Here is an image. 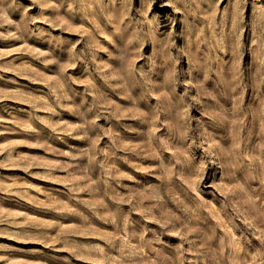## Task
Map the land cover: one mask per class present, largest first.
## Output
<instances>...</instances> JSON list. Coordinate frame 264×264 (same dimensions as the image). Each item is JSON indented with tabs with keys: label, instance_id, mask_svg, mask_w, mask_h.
I'll list each match as a JSON object with an SVG mask.
<instances>
[{
	"label": "rangeland",
	"instance_id": "374dc122",
	"mask_svg": "<svg viewBox=\"0 0 264 264\" xmlns=\"http://www.w3.org/2000/svg\"><path fill=\"white\" fill-rule=\"evenodd\" d=\"M0 264H264V0H3Z\"/></svg>",
	"mask_w": 264,
	"mask_h": 264
},
{
	"label": "clouds",
	"instance_id": "9594fccd",
	"mask_svg": "<svg viewBox=\"0 0 264 264\" xmlns=\"http://www.w3.org/2000/svg\"><path fill=\"white\" fill-rule=\"evenodd\" d=\"M3 0H0V3H2ZM13 3H15V0H13ZM12 5H8V7H11ZM177 163H179V161H177Z\"/></svg>",
	"mask_w": 264,
	"mask_h": 264
}]
</instances>
